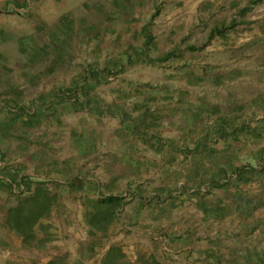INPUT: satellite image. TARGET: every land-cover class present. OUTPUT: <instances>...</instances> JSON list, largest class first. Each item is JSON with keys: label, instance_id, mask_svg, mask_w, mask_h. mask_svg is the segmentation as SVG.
I'll return each instance as SVG.
<instances>
[{"label": "rangeland", "instance_id": "374dc122", "mask_svg": "<svg viewBox=\"0 0 264 264\" xmlns=\"http://www.w3.org/2000/svg\"><path fill=\"white\" fill-rule=\"evenodd\" d=\"M259 7L256 0L0 4V264L18 252L22 264H46L52 254V264H101L111 238L122 248L142 239L140 230H157L150 226L158 222L128 229L120 220L90 227L93 202L107 194L121 202L113 221L149 199L145 214L167 217L165 237L208 239L214 263L264 264ZM31 173L43 183L34 195L17 181ZM163 187L166 196L154 194ZM37 193L50 211L34 225L33 241L17 247L7 211L27 196L38 207ZM157 205L163 213L152 211ZM156 241L157 250L125 248L123 261L165 256Z\"/></svg>", "mask_w": 264, "mask_h": 264}, {"label": "crops", "instance_id": "0c3cea01", "mask_svg": "<svg viewBox=\"0 0 264 264\" xmlns=\"http://www.w3.org/2000/svg\"><path fill=\"white\" fill-rule=\"evenodd\" d=\"M8 1L9 0H0V4H5ZM256 3H258L260 5L258 10L259 9L263 10L264 0H256ZM259 17L261 19H264V12H262ZM259 28H260V31H261L260 35H262L264 27L259 26ZM238 176H242V175H238ZM37 178H38V175H35V174H32V173L30 175H27V174L19 175L17 177V179H18L17 181L19 182L20 189H26L28 191H29V189L30 190L32 189L31 190L32 193H30V194L31 195L34 194V190L39 189L40 186L43 184V183L42 184L39 183L40 179H37ZM34 180H36V181H34ZM42 182H44V181H42ZM68 182L69 181L65 180V183L68 184ZM32 186H33V188H32ZM42 189H44V188H42ZM166 192H167L166 188L163 187L161 189H158V191H154V194H156V195L158 194L159 196H161V194H163V195L166 196ZM171 195H168V196H171ZM106 196H109V194H107V195H105L103 197H100V198L102 199V198H104ZM146 202L149 203V199L145 200V203H144V199H143V202H140L138 204L139 205V209L137 210V214L128 213V215H125V217H123L124 219L123 218L122 219L121 218H117V219H114V221H113V217H116V215H117L114 212V214L109 216L111 218L107 217V218H104V219H101V220L97 221L96 223H97V225H99L101 223V221H102V224L99 226V228L106 230V229L112 228L113 227V223L114 222H119V220L122 223H124L123 225L126 226V228L130 227V229L135 227L136 222L138 224H143V225L146 224V223H149V222H150V224L152 222H158V223H154L151 226L149 224V226L154 228V229L160 230L161 232L160 233H156L157 230L156 231L155 230L154 231H147V232H144V231L140 230L137 233V237L139 236V238H142V239H138L136 241V239L135 240L134 239L131 240V239L128 238L125 241H123L125 246H122V248L118 246L119 242H118L117 237L111 238L106 243V247H105V248H107L106 253H107L108 249L110 247H112V246L119 247L121 249L122 253H123L125 248L136 247L138 245L137 243H140V244H152L151 246H153L155 248V250H157V241L156 240H160L162 248L165 251H167L168 253L166 252L165 253L166 255L165 256L161 255V257L155 255L154 258H156L157 260H161L162 262H164V259H165L167 261V264H222V263H219V262H217V263L212 262L213 261L212 259L216 255L214 254L213 249L208 247V245L210 244L208 239L198 240L196 237L194 238L192 235L189 236L188 234H184V232H182V234H180V235L179 234L175 235L173 233V234L170 235V237H165L164 236V234H165L164 233V228H165V224L167 222V220L165 219V218H167L166 215L161 216V215H156V214L150 212V214L148 216L147 214H145V208H146L145 204H146ZM44 203H45V201H44ZM45 205H46V207H45L46 209H45L44 214L41 215L34 223H32V225L30 226V229H29V234H25L22 231L17 230L16 228H14L12 226L13 223L9 222L10 223L9 224L10 228L15 230V233H17V235H18V237H15L16 238L15 244H16L17 247H20L24 243L27 244L29 241L30 242L33 241V239L35 237V232H34L35 226L34 225L39 223V222L42 223L41 218H43L50 211V205H47L46 203H45ZM12 207H10V208H12ZM153 208H155V209L152 210L153 212L159 211V213H163L161 206L158 207V205H157V206H154ZM9 209H8V211H9ZM116 209H115V211H116ZM8 211H7V216H8ZM133 215H134V217H133ZM88 224L91 227V226H94L95 223H93V224L90 223V221L88 219ZM130 224H133V225L130 226ZM144 226H146V225H144ZM160 234L164 236V238L162 239L163 241L161 240V235ZM131 235H133V234H131ZM153 235H155V236L159 235L160 238H157V237H155ZM27 236H30L29 240L26 239ZM46 238H48V235H47ZM166 246H167V248H166ZM171 246H173V248ZM183 250L184 251L186 250V251L183 252ZM178 251H180V252L178 253ZM7 253L8 252H6L5 254H7ZM106 253L104 254V257L106 255ZM149 254L151 256V253H149ZM17 255L20 256V253L18 252L16 254H14L13 258H12L13 261H11L12 263L9 261L10 262L9 264H22V262L18 263L19 260L16 259ZM54 256L55 255L52 254V256L47 257L46 264H52L54 262V260H55ZM104 257H103V259H104ZM62 258H63V256H61V259ZM154 258H152V260ZM85 259L86 258H84V260L83 259H77L76 262H77V264L78 263L79 264H90L89 263L90 260H88V259L85 260ZM103 259H102V261H103ZM215 259L217 261L219 260L218 258H215Z\"/></svg>", "mask_w": 264, "mask_h": 264}, {"label": "trees", "instance_id": "16d2710c", "mask_svg": "<svg viewBox=\"0 0 264 264\" xmlns=\"http://www.w3.org/2000/svg\"><path fill=\"white\" fill-rule=\"evenodd\" d=\"M39 189L36 190V192ZM42 191V190H41ZM35 193V192H34ZM38 200L37 203L39 204L38 207H35L34 202L30 201L34 196L30 198V196H27L25 198H20L15 206L9 209L7 220L9 222H12V226L16 228L19 231H22L23 233L29 232L30 226L32 223H34L41 215L45 212V203L44 201H40V193H37ZM34 195V194H33ZM25 202V205L22 207V204ZM28 202V203H27ZM33 204V206H32ZM121 205L120 198L115 197L112 195L106 196L102 199H95L93 202L94 212L91 213V216L89 217L90 223H96L97 221L107 218L114 214L115 209ZM32 208H36L37 212L35 215H33L32 218L29 217V211ZM19 226V227H18ZM123 253L121 249L117 246H112L108 249L102 264H126L125 261H123ZM149 264H158L157 261L153 260Z\"/></svg>", "mask_w": 264, "mask_h": 264}]
</instances>
